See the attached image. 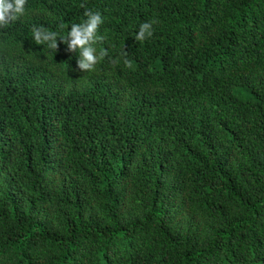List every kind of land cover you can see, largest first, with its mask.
Segmentation results:
<instances>
[{"label": "trees", "instance_id": "1", "mask_svg": "<svg viewBox=\"0 0 264 264\" xmlns=\"http://www.w3.org/2000/svg\"><path fill=\"white\" fill-rule=\"evenodd\" d=\"M86 10L92 71L60 41ZM0 264H264V0H26L0 27Z\"/></svg>", "mask_w": 264, "mask_h": 264}, {"label": "clouds", "instance_id": "2", "mask_svg": "<svg viewBox=\"0 0 264 264\" xmlns=\"http://www.w3.org/2000/svg\"><path fill=\"white\" fill-rule=\"evenodd\" d=\"M26 0H0V27L9 22H14L25 13ZM86 19L80 23H73L66 34L61 35L60 41L67 45L68 51L78 52L77 67L80 70L92 71L95 64L104 56V51L97 53L94 44L101 39L97 33V27L102 22L98 12L86 10ZM32 39L36 44H44L50 49L57 47V33L43 28H33ZM152 35L151 23L145 22L139 25L135 34L136 41H143Z\"/></svg>", "mask_w": 264, "mask_h": 264}, {"label": "rangeland", "instance_id": "3", "mask_svg": "<svg viewBox=\"0 0 264 264\" xmlns=\"http://www.w3.org/2000/svg\"><path fill=\"white\" fill-rule=\"evenodd\" d=\"M240 96H242V97H246V96H248V94L241 93Z\"/></svg>", "mask_w": 264, "mask_h": 264}]
</instances>
